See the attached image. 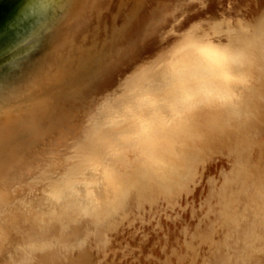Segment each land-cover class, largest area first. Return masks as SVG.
I'll return each mask as SVG.
<instances>
[{
	"label": "bare ground",
	"instance_id": "obj_1",
	"mask_svg": "<svg viewBox=\"0 0 264 264\" xmlns=\"http://www.w3.org/2000/svg\"><path fill=\"white\" fill-rule=\"evenodd\" d=\"M176 30L243 52L239 100L192 103L180 58L110 114ZM0 31V264H264V0H25Z\"/></svg>",
	"mask_w": 264,
	"mask_h": 264
},
{
	"label": "clouds",
	"instance_id": "obj_2",
	"mask_svg": "<svg viewBox=\"0 0 264 264\" xmlns=\"http://www.w3.org/2000/svg\"><path fill=\"white\" fill-rule=\"evenodd\" d=\"M185 47L194 61L186 88L191 102L222 108L234 105L246 83L243 52L195 34L187 38Z\"/></svg>",
	"mask_w": 264,
	"mask_h": 264
},
{
	"label": "rangeland",
	"instance_id": "obj_3",
	"mask_svg": "<svg viewBox=\"0 0 264 264\" xmlns=\"http://www.w3.org/2000/svg\"><path fill=\"white\" fill-rule=\"evenodd\" d=\"M23 1L25 0H0V26L5 24L7 21L9 22L10 17L14 15L15 10L22 4ZM231 5L229 6L228 10L231 9L234 15L237 12L236 11L237 9L235 6L233 5L231 6ZM233 7H235V9ZM225 10L227 11L226 7L223 10V12ZM237 14L238 13H236V16H238ZM6 30L7 29H4L2 31L6 32ZM192 34H195L196 36H199V37H205L198 33L185 32V30L173 31V33L170 34L167 39H165L161 43H158L156 47L158 49L155 48L156 50L154 49L152 52L147 53L140 58L141 63L139 62V64L137 65L138 68L134 67L132 68V70L131 68L127 69V72L129 74H127L125 70L124 75H123L124 77L122 80H124L126 84L118 85L117 83L115 84V86L118 85L119 87L116 86L115 88V86H113L114 88L112 87L109 90L110 92H112V93L109 92V94H111L112 96L109 95V101L110 100L111 101L109 102V105L107 106L108 112H110V114L113 113L114 115V112H117L121 106L129 104L127 102L130 101L132 95L135 92L137 91L143 92L146 86L149 84H153V85L159 84L160 79L164 77L165 70H168L174 67L175 65L181 64L180 58L181 59L184 58L185 60L189 59L193 61L192 56L188 53L185 47L187 38ZM207 37H211L218 44L221 41V38L219 37L218 34H210ZM180 49H182V51ZM147 57L149 59H147ZM120 89H122L121 92H119ZM143 97H144L143 99H145L149 104H152L154 106L159 105V103L162 102L165 98V96L162 94H150L149 92L144 93ZM170 106L174 107V103L170 102ZM163 109L164 108H161L160 110H163Z\"/></svg>",
	"mask_w": 264,
	"mask_h": 264
}]
</instances>
